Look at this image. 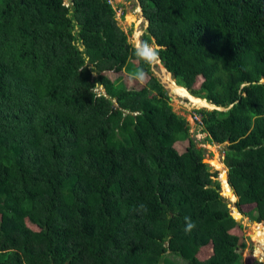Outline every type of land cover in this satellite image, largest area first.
<instances>
[{
    "label": "trees",
    "instance_id": "obj_1",
    "mask_svg": "<svg viewBox=\"0 0 264 264\" xmlns=\"http://www.w3.org/2000/svg\"><path fill=\"white\" fill-rule=\"evenodd\" d=\"M138 2L176 84L230 106L194 111L264 244V0ZM128 35L106 0H0V264H262Z\"/></svg>",
    "mask_w": 264,
    "mask_h": 264
},
{
    "label": "rangeland",
    "instance_id": "obj_2",
    "mask_svg": "<svg viewBox=\"0 0 264 264\" xmlns=\"http://www.w3.org/2000/svg\"><path fill=\"white\" fill-rule=\"evenodd\" d=\"M116 4L117 7L119 6V9L116 12V18L118 20V24L122 27V29L129 34L128 41L138 50V53H140L144 57H148L150 61L151 69L159 78L160 82L164 85L165 89L168 92V95L170 94L169 89L172 92L170 103L173 110L177 114L184 116L186 118L189 124L190 136L194 138L198 147H203L205 149L204 154L206 157V162L211 166V170L212 171L218 170L217 173L220 172L219 173L220 180L221 183L223 184V193L225 195V198L229 201L231 200L234 201L235 195H233L229 187L226 186V182L224 180L225 170H226V166L223 163L224 144L208 143L207 141H205V133L202 131L201 125L198 124L194 119V114H196L194 111L195 109L198 108L209 109L210 107L204 105H197L195 104L194 100L190 101V99L188 101L187 99L186 101H184L182 97H180L177 93H175L171 88V84L173 83L176 86L178 85L174 82L171 75L167 71H165L164 67L162 66L160 60L158 59L157 55L154 52L155 46L153 45L143 46L141 44V37L146 28V20L142 16V13L139 8L138 0H113V5L116 6ZM124 72L136 75V73L133 72L132 70H129L128 67L125 68ZM178 87L182 89L180 86ZM198 99H201L200 101L203 100L204 102H206L205 99L202 98H198ZM240 223L242 224L243 227L242 229L243 236L240 239L241 245L239 249L241 252L242 259L246 255L250 254L253 256L255 255L261 256V259L264 260V246L261 236V231H262L261 226L256 224L255 221L251 220L250 218L244 215H242ZM167 257L168 260H172L174 263L177 264L185 263L184 260H182L178 256L170 255Z\"/></svg>",
    "mask_w": 264,
    "mask_h": 264
},
{
    "label": "water",
    "instance_id": "obj_3",
    "mask_svg": "<svg viewBox=\"0 0 264 264\" xmlns=\"http://www.w3.org/2000/svg\"><path fill=\"white\" fill-rule=\"evenodd\" d=\"M139 8H140V11H141V13H142V10H141V6L139 5ZM147 24H148V22H147V20H146V26H147ZM83 47L82 46H80V49H82ZM159 59V58H158ZM160 60V59H159ZM163 66V65H162ZM164 67V66H163ZM164 69L167 71V69L164 67ZM170 75H171V77L173 78V80H174V82H175V76H174V74L173 73H171V72H169V71H167ZM93 74H95L94 72H93ZM176 83V82H175ZM179 86V85H178ZM180 87H182V86H180ZM182 88H184L186 91H187V89L185 88V87H182ZM169 89V88H168ZM188 92V91H187ZM169 97H170V99H171V95H172V92L170 91V89H169ZM199 98V97H198ZM203 99V98H202ZM206 100V99H205ZM184 101H186V99H184ZM188 101V100H187ZM211 105H212V107H210L209 109H218V110H226V109H228L229 107H227V108H225V107H222V106H218V105H215V104H212V103H210ZM216 169H218V168H216ZM218 171V170H217ZM219 173L220 172H218V177H217V180L219 181V183H220V192H221V194L225 197V195H224V193H223V187H222V183H221V180H220V175H219ZM225 180H226V182H227V168H226V170H225ZM227 184H228V182H227ZM229 185V184H228ZM229 189H230V191L232 192V194L233 195H235L234 194V190H233V188L229 185ZM229 198V197H228ZM236 200H237V197H236V195H235V200L234 201H229V200H227V202H228V206L230 207V209H231V215L235 218V220L237 221V222H241V218H242V215H241V213L238 211V209H237V207L234 205V203L236 202ZM233 205V206H232ZM235 213H238L239 215L237 216ZM256 224H257V222H256ZM264 225V224H263ZM264 230V229H263ZM264 233V232H263ZM255 255V254H254ZM255 257V259L257 260V261H259V262H262L263 264H264V261L259 257V256H257V255H255L254 256Z\"/></svg>",
    "mask_w": 264,
    "mask_h": 264
},
{
    "label": "bare ground",
    "instance_id": "obj_4",
    "mask_svg": "<svg viewBox=\"0 0 264 264\" xmlns=\"http://www.w3.org/2000/svg\"><path fill=\"white\" fill-rule=\"evenodd\" d=\"M166 71V70H165ZM163 73V72H162ZM164 74V73H163ZM161 75V74H160ZM164 76V75H163ZM166 84H168V83H166ZM168 86V85H167ZM169 86H170V84H169ZM171 88L173 89V91L175 92V93H177L180 97H182L183 99H187V100H189L190 99V101L191 100H194L195 101V104H197V105H204V106H207V107H212V105L211 104H209L207 101L206 102H204V101H200V99H198V98H196L195 96H193V95H191L189 92H187V91H185V90H183V89H180L178 86H176L175 84H171ZM208 104V105H206V104ZM226 186L227 187H229V185L227 184V182H226ZM263 229H264V227H263Z\"/></svg>",
    "mask_w": 264,
    "mask_h": 264
},
{
    "label": "built area",
    "instance_id": "obj_5",
    "mask_svg": "<svg viewBox=\"0 0 264 264\" xmlns=\"http://www.w3.org/2000/svg\"><path fill=\"white\" fill-rule=\"evenodd\" d=\"M106 1H107V3L111 4L114 7V9L116 10V12H117V10L119 9V6L117 7V4H116V6H114L113 5V0H106ZM194 119H195V121L198 124H200V116H199V114H194Z\"/></svg>",
    "mask_w": 264,
    "mask_h": 264
},
{
    "label": "crops",
    "instance_id": "obj_6",
    "mask_svg": "<svg viewBox=\"0 0 264 264\" xmlns=\"http://www.w3.org/2000/svg\"><path fill=\"white\" fill-rule=\"evenodd\" d=\"M263 246H264V244H263Z\"/></svg>",
    "mask_w": 264,
    "mask_h": 264
}]
</instances>
